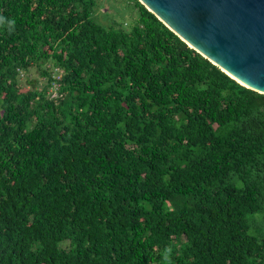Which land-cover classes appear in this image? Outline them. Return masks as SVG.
Wrapping results in <instances>:
<instances>
[{"label":"trees","instance_id":"trees-1","mask_svg":"<svg viewBox=\"0 0 264 264\" xmlns=\"http://www.w3.org/2000/svg\"><path fill=\"white\" fill-rule=\"evenodd\" d=\"M99 1L0 0V264H264V95Z\"/></svg>","mask_w":264,"mask_h":264},{"label":"water","instance_id":"water-1","mask_svg":"<svg viewBox=\"0 0 264 264\" xmlns=\"http://www.w3.org/2000/svg\"><path fill=\"white\" fill-rule=\"evenodd\" d=\"M187 48L264 95V0H136Z\"/></svg>","mask_w":264,"mask_h":264},{"label":"rangeland","instance_id":"rangeland-1","mask_svg":"<svg viewBox=\"0 0 264 264\" xmlns=\"http://www.w3.org/2000/svg\"><path fill=\"white\" fill-rule=\"evenodd\" d=\"M95 17L102 25H108L110 23L116 24L120 18H123V20L126 19V13H124L121 6L117 5L114 0H100L95 12ZM53 77L54 80H57L58 78L57 75H53ZM27 81L35 82L38 85H42L44 83L35 69L30 71L27 78L19 76V88H28ZM53 97H55V94L52 92L50 98Z\"/></svg>","mask_w":264,"mask_h":264},{"label":"built area","instance_id":"built-area-1","mask_svg":"<svg viewBox=\"0 0 264 264\" xmlns=\"http://www.w3.org/2000/svg\"><path fill=\"white\" fill-rule=\"evenodd\" d=\"M52 93V92H51Z\"/></svg>","mask_w":264,"mask_h":264},{"label":"clouds","instance_id":"clouds-1","mask_svg":"<svg viewBox=\"0 0 264 264\" xmlns=\"http://www.w3.org/2000/svg\"><path fill=\"white\" fill-rule=\"evenodd\" d=\"M170 251V250H169Z\"/></svg>","mask_w":264,"mask_h":264}]
</instances>
